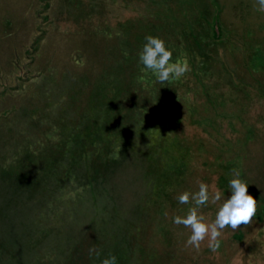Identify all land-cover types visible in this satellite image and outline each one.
<instances>
[{
    "label": "rangeland",
    "instance_id": "1",
    "mask_svg": "<svg viewBox=\"0 0 264 264\" xmlns=\"http://www.w3.org/2000/svg\"><path fill=\"white\" fill-rule=\"evenodd\" d=\"M256 0H0V264H264V12ZM162 38L190 71L139 62ZM258 202L220 248L173 223L198 182ZM201 212L214 220L218 204ZM100 252L91 257L89 249Z\"/></svg>",
    "mask_w": 264,
    "mask_h": 264
},
{
    "label": "clouds",
    "instance_id": "2",
    "mask_svg": "<svg viewBox=\"0 0 264 264\" xmlns=\"http://www.w3.org/2000/svg\"><path fill=\"white\" fill-rule=\"evenodd\" d=\"M256 3L257 10L264 12V0H256ZM145 40L146 43L139 53V62L143 65L142 71H150L157 82L164 84L173 79H180L190 71L187 60L173 61V53L162 38L148 35ZM232 176L229 181L230 198H223V193L219 189L210 192L209 185L203 181L198 182V191L194 193L184 191L177 197L179 203L192 205L184 216L173 217V223L190 229L186 246L199 250L201 243L207 239L209 249L215 253L220 248V237L225 228L236 231L241 225L248 226L253 223L258 211V202L248 193V183L241 179L238 169L232 170ZM222 199L223 202L218 204L214 220L209 221L201 212V208L210 200L217 204ZM93 254L99 259L100 252L95 247L89 249L90 257ZM100 264H117V257L110 253Z\"/></svg>",
    "mask_w": 264,
    "mask_h": 264
}]
</instances>
